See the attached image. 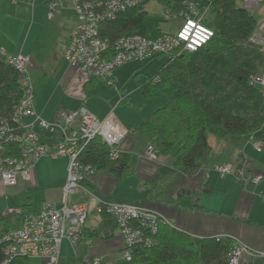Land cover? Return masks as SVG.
I'll return each mask as SVG.
<instances>
[{
  "label": "built area",
  "instance_id": "obj_1",
  "mask_svg": "<svg viewBox=\"0 0 264 264\" xmlns=\"http://www.w3.org/2000/svg\"><path fill=\"white\" fill-rule=\"evenodd\" d=\"M153 0H70L75 24L69 31L67 46L63 53L66 62L87 76L103 79L109 85L115 81L114 72L124 63L133 60L162 55L173 59L179 54L193 52L208 43L214 30L204 22L201 8L192 1L183 2L181 6H163L164 21H178L174 30H165L154 38H147L138 33L122 34L108 39L101 35L100 26L113 20L120 11L132 6L142 5ZM159 1V0H157ZM262 0H241L242 6L255 9ZM161 3V2H160ZM172 3V1L170 2ZM170 5V4H169ZM61 3L51 0L49 17H52ZM264 29L256 28L250 41L260 45L263 38H258ZM0 54L18 74L23 96L13 108L9 120L0 121V183L2 186H14L18 178L29 179L30 171L36 162L43 157L67 160L66 180L61 185L60 205L43 202L36 213H21L18 208L9 207L4 215H23L15 229L6 230L0 236L3 257L0 264H9L17 256L41 259V264H58L62 241L68 240L71 246L84 238L82 230L88 215L86 201L71 200L78 191L85 189V183L96 173V168L80 161V154L87 143L98 137L109 147V155L116 158L119 150L115 143V134L109 131L112 114L99 119L92 110L84 105L75 109L57 110L53 120L44 119L35 112L33 90L29 65L31 57L19 51L7 54L0 48ZM253 85H259L264 97V75L251 78ZM17 144V153L3 156L4 146ZM253 148L261 152L259 142L253 141ZM155 148L148 144L145 155L155 158ZM246 160L244 161V164ZM212 170L221 176L232 173L233 164L216 162ZM241 170L237 176L240 179ZM206 171V176H209ZM263 175L260 173L241 178L245 183L258 184ZM98 210L106 211L116 222L123 239L122 256L128 262L132 251L138 245L147 247L156 243L154 234L162 223H169L153 209L137 206L131 202H110L95 196ZM89 242V241H87ZM246 256L264 258V252L253 250L247 244L234 243L228 253V264H241ZM101 257H86L76 264H101Z\"/></svg>",
  "mask_w": 264,
  "mask_h": 264
},
{
  "label": "trees",
  "instance_id": "obj_2",
  "mask_svg": "<svg viewBox=\"0 0 264 264\" xmlns=\"http://www.w3.org/2000/svg\"><path fill=\"white\" fill-rule=\"evenodd\" d=\"M187 1L208 9L210 18L205 17L204 22L214 30L211 40L198 50L173 59L157 55L163 60L154 74L134 75L145 99L157 92L165 99L136 126L137 135L146 138L157 153L169 155L173 149L172 163L182 174L193 176L199 169L197 160L211 151L210 137L250 135L262 148L264 97L251 78L261 74L264 54L260 45L249 40L257 27L256 17L238 0H159L162 5L173 7ZM145 4L120 11L113 20L102 23L101 35L113 39L122 34L138 33L147 38L162 34L161 21L147 17ZM22 96L15 68L0 54V121L10 119ZM4 148L3 156L16 154L18 149L15 143ZM109 150L96 137L87 143L80 161L95 167L96 172L126 178L132 172L131 155L119 152L112 159ZM260 174L263 180L264 173ZM261 193L264 196V187ZM100 213V226H83V238L109 235V229L117 225L106 211ZM22 218L19 214H0V236L15 229ZM156 232L155 244H141L133 249L132 264H228V253L236 243L224 235L194 240L186 231L168 223L160 224ZM9 264H31V260L17 256Z\"/></svg>",
  "mask_w": 264,
  "mask_h": 264
},
{
  "label": "crops",
  "instance_id": "obj_3",
  "mask_svg": "<svg viewBox=\"0 0 264 264\" xmlns=\"http://www.w3.org/2000/svg\"><path fill=\"white\" fill-rule=\"evenodd\" d=\"M50 2L51 0H35L34 2V5H37V11L41 12L38 18L41 23L37 27L36 34L38 35L40 31L41 35L43 32L48 33L49 41L40 36L34 41L32 40L28 46L24 44V47L19 48L20 42L17 47L14 44L13 48H6L7 44L0 41V48L4 49L7 54H17L21 51L31 57L28 68L29 71L32 69V76L36 81L34 88L35 112L44 119L53 120L57 110H70L84 105L92 110L99 119L105 118L110 113L115 115L113 109H117L123 101L128 100V95L117 101H114L113 97H104L101 104L94 100L96 97L94 90L98 79L87 76L70 66L63 55L69 31L75 24L72 9H70V0H60L61 8L55 11L52 17H49ZM20 9V6L15 8V15L20 14ZM11 11L13 10L11 9ZM18 40L19 38H17ZM116 71L114 75L117 80L120 75H117ZM137 72L145 73L146 71H136L134 74ZM48 83L50 84L48 85ZM136 86L140 91V96L146 100L137 83ZM121 95L122 93H120ZM150 113L142 114L129 123L121 120L120 122L127 130L125 132L119 127L118 122L112 121L113 124L110 125L109 131L112 134L116 133L115 143L119 152L131 155L132 172L126 178L119 179L106 171H98L85 183V189L91 194L82 189L71 198V200L86 201L88 204V215L84 226L95 229L101 224L102 215L98 210L95 195L110 202H131L137 206L153 209L168 220L170 225L189 233L192 239L199 240L200 238L224 235L237 244L245 243L253 250L264 252V220H259L255 213L256 210L253 212L255 206L256 209L264 211V196L261 193L264 185L258 188V184L243 181L245 186L238 187L235 182L233 183L229 179L227 188H238L239 194L242 196L239 204L237 205V202V206L233 205L230 208L225 198H222L225 197L228 189L226 191L216 190L217 182L220 183V181L216 179L212 185L208 184L211 181V174L206 176L205 173L206 168L212 167L216 162L232 161L235 164V160L240 154H243L246 160L244 149H238L243 138L239 135H227L222 139L210 137L211 151L197 160L198 171L193 176H187L182 174L172 163L173 149L169 155H163L156 151L155 158L145 155L149 142L143 136L137 135L136 126ZM248 138L251 136L249 135ZM213 145L220 147L219 149L217 146V149L221 158H224L223 160L212 162L217 158L212 153ZM229 147L232 149L231 151L227 150ZM226 151L229 154L224 156ZM66 165L67 160L64 157L58 159L43 157L32 167L29 179L23 180L20 177L18 182L10 187L2 186L0 183V202L3 206L0 213L8 207L22 209L24 211L22 213H36L43 202L48 201L60 205V188L66 180ZM199 183L203 185L201 193L209 196L207 200L197 195L201 186ZM213 205L218 208H213ZM242 213L245 214L242 215ZM108 234L95 238L84 236L83 240L73 245L74 249L80 245L86 246L84 255L74 259L73 264L82 262L86 257L96 256L102 258L101 264H132L121 256V234L118 227L113 224ZM62 245L73 248L68 240L64 239L60 246V256ZM240 262L241 264H264V258L251 259L244 256Z\"/></svg>",
  "mask_w": 264,
  "mask_h": 264
},
{
  "label": "rangeland",
  "instance_id": "obj_4",
  "mask_svg": "<svg viewBox=\"0 0 264 264\" xmlns=\"http://www.w3.org/2000/svg\"><path fill=\"white\" fill-rule=\"evenodd\" d=\"M17 1H18V4H16ZM56 1L60 2V0H56ZM34 2L35 0H15V1L0 0V41L7 44L6 48H13L14 46L17 47L18 42H20L18 48L21 46L24 47L25 46L24 44L28 46L32 40L34 41L36 38L40 36L47 41L50 40L49 35L46 32H43L42 35L40 33L41 31L39 32L38 35L36 34L37 27L41 23L38 21V18L40 17L41 12L39 13L37 11V5L35 6ZM238 2L242 4L241 0H238ZM19 6L21 7L20 12H19L20 14L15 15L14 10L15 8ZM144 6L147 12V17L152 18V19L156 18L161 21L160 28H162L163 31L175 29L174 26L178 23V21L176 22L164 21L163 6L159 1L157 0L149 1ZM59 8H61V6H59L58 9ZM11 9L13 11H11ZM248 11L256 17V24H257L256 28H259L260 26H262V23L264 22V0L260 2L257 8L248 9ZM208 14L209 13L207 11L206 12L204 11L202 15L204 18L205 17L210 18ZM258 34L260 35L258 38L262 37L263 40L261 41H264V29L262 33L259 32ZM8 38H12V39H8ZM17 38H19L20 41L19 40L17 41ZM258 44L259 43H256V45ZM260 47H262V51L264 54V42L260 44ZM162 60L163 58L155 56V57L144 58V60H133V61L126 62L122 66H120L119 69H116L117 75H120V76L117 80L115 79L114 83L111 85L106 83L101 78L98 79L97 84L95 85L96 89L94 90V95L96 96L94 97V100L99 102V104H101L102 99H105L104 97L106 98L113 97L114 101H117L119 98H120L119 100L123 99L125 95H128L129 97V99L126 101H123L121 105L118 106L117 109H113V111L115 110L114 114L116 116L112 114L113 119L111 121L115 123L118 122L119 127L124 129L123 132L127 130L125 127H123L122 122H120L121 120L123 122L126 121L129 123V121L137 119L138 116H142V114L150 113L151 111L157 109L158 106H162L165 103L164 97L161 96L159 92L155 93L152 98L144 100L140 96V91L138 87L136 86L135 77H134L135 76L134 72L136 71H144V72L146 71L149 74H154L156 70H158V67L160 66ZM261 69H262L261 74L264 75V66L261 67ZM29 72H30V79L32 80L31 85H32V90H33V101H34V98H35L34 88L36 86V81L33 79L32 69ZM40 84H41V81H40ZM49 84L50 83H48V85ZM120 93H122L121 96H120ZM34 105H35V101H34ZM116 117L119 118L120 120L117 119ZM262 126L264 128V123ZM240 137L243 138L242 139L243 141H241L240 145H238V149H244V153H245L246 160H247L245 164H244L245 158L243 157V154H240L238 156V158L235 160L236 161L235 164L232 161H228L233 164V170H232V173H228V175L224 177L219 175L218 173H215L212 170L213 166L210 168L209 167L206 168V171H209L208 173L211 174V181L208 184L212 185V183L216 179L217 181L218 180L220 181V183L217 182L216 190L226 191L228 189L227 183L229 182V179H231L233 183L235 182V184H237L238 187H240L243 185L245 186V183L243 182L241 178L243 177L248 178L249 176H251L252 172L264 173V150L261 153H258L255 150V148H253L252 146L253 140H251L250 138L246 136H240ZM212 144H213V141H212ZM261 144H262V148H264V143H261ZM217 146L218 145L214 147L213 145V148H212L213 149L212 153L214 157H217L216 159L213 158L214 160L212 162H216L217 160L224 159V158H221L220 152L217 149ZM218 148L220 149L219 146ZM227 150L231 151L232 149L229 147V149ZM217 152H219V154H217ZM224 154H225L224 156H227L229 153H227L226 151L224 152ZM240 168H242L241 170L242 177L238 179L237 176H239L238 173H239ZM201 183L199 184L201 185ZM263 185H264V179L261 181V183L257 185V187L261 188L263 187ZM202 189H203V185L200 186L197 195L202 196L205 200H207L209 196L207 194L203 195V193H201ZM256 193H257V190H256ZM222 198H225L228 206L232 208L233 205L237 206L239 204V202L242 199V196L241 194H239L238 188L236 189L229 188L228 192L225 194V197L223 196ZM2 207L3 206L1 205V202H0V209ZM212 207L218 208L215 205H213ZM8 208L4 209V211H2L0 214L2 215L4 214V212L5 213L7 212L9 214V212L7 211ZM20 210L22 209H19V211ZM20 212L22 213L24 211L22 210ZM253 212L257 214V216L259 217V220H264L263 210L256 209V206H255ZM244 214L245 213H242V215ZM121 245L123 247L122 236H121ZM62 247H63L62 254L59 257L58 264H73L74 259L84 255L85 248H86V246H82V245H80L79 247H76L75 249H74V246L73 248H71L68 245H65V246L62 245ZM121 256H122V251H121ZM256 258L257 257H255V259ZM30 260H31V264H41V259L30 258Z\"/></svg>",
  "mask_w": 264,
  "mask_h": 264
}]
</instances>
